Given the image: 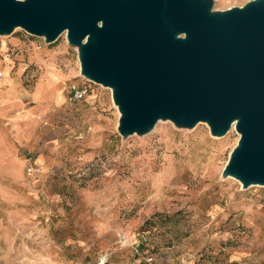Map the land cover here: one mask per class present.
I'll return each mask as SVG.
<instances>
[{"label": "rangeland", "instance_id": "374dc122", "mask_svg": "<svg viewBox=\"0 0 264 264\" xmlns=\"http://www.w3.org/2000/svg\"><path fill=\"white\" fill-rule=\"evenodd\" d=\"M0 73V264H264V185L222 175L235 128L122 136L65 33L0 35ZM72 85L86 96L70 101Z\"/></svg>", "mask_w": 264, "mask_h": 264}, {"label": "water", "instance_id": "95a60500", "mask_svg": "<svg viewBox=\"0 0 264 264\" xmlns=\"http://www.w3.org/2000/svg\"><path fill=\"white\" fill-rule=\"evenodd\" d=\"M0 0V35L16 28L77 47L80 73L110 88L118 132L159 120L239 133L222 171L264 185V0Z\"/></svg>", "mask_w": 264, "mask_h": 264}, {"label": "built area", "instance_id": "2783aa9c", "mask_svg": "<svg viewBox=\"0 0 264 264\" xmlns=\"http://www.w3.org/2000/svg\"><path fill=\"white\" fill-rule=\"evenodd\" d=\"M1 74V73H0ZM88 92V88L85 85H80V86H74L72 85L70 87V96H69V100L70 101H79L81 99H83L86 94ZM27 174L29 176H32L35 174V172L37 171L35 164H33L32 162L28 163L26 168H25ZM147 261L149 262V264H156L154 262V258L152 256H149L147 258Z\"/></svg>", "mask_w": 264, "mask_h": 264}, {"label": "crops", "instance_id": "0c3cea01", "mask_svg": "<svg viewBox=\"0 0 264 264\" xmlns=\"http://www.w3.org/2000/svg\"><path fill=\"white\" fill-rule=\"evenodd\" d=\"M13 122H15V120L13 121ZM15 124H17V123H15ZM11 152L13 153V155H14V153H15V148H14V145H12L11 146ZM41 156V155H40ZM39 156V157H40ZM14 162H16L17 164H18V167L21 169V167H22V164L24 163V161L22 160V159H20V158H16L15 160H14Z\"/></svg>", "mask_w": 264, "mask_h": 264}, {"label": "bare ground", "instance_id": "6f19581e", "mask_svg": "<svg viewBox=\"0 0 264 264\" xmlns=\"http://www.w3.org/2000/svg\"><path fill=\"white\" fill-rule=\"evenodd\" d=\"M166 122L165 120H159L156 124ZM232 128H234V125H232Z\"/></svg>", "mask_w": 264, "mask_h": 264}]
</instances>
